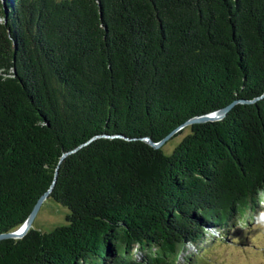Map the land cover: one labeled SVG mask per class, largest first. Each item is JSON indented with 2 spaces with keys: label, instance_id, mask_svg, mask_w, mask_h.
<instances>
[{
  "label": "trees",
  "instance_id": "1",
  "mask_svg": "<svg viewBox=\"0 0 264 264\" xmlns=\"http://www.w3.org/2000/svg\"><path fill=\"white\" fill-rule=\"evenodd\" d=\"M262 93L264 0H0V233L56 171L69 212L0 241V264H194L264 213V95L169 155L143 139Z\"/></svg>",
  "mask_w": 264,
  "mask_h": 264
},
{
  "label": "rangeland",
  "instance_id": "2",
  "mask_svg": "<svg viewBox=\"0 0 264 264\" xmlns=\"http://www.w3.org/2000/svg\"><path fill=\"white\" fill-rule=\"evenodd\" d=\"M190 128H183L175 137L161 145L165 154H170L175 144L188 135ZM264 209V203H261ZM32 229L49 233L56 227L66 224V207L46 199L38 208ZM220 236L205 237L199 245L188 247L186 253H193L194 264H264V213L257 211L252 218L240 224L229 225L219 232ZM137 256V254H134Z\"/></svg>",
  "mask_w": 264,
  "mask_h": 264
},
{
  "label": "water",
  "instance_id": "3",
  "mask_svg": "<svg viewBox=\"0 0 264 264\" xmlns=\"http://www.w3.org/2000/svg\"><path fill=\"white\" fill-rule=\"evenodd\" d=\"M264 95V93H262L260 96H258V98H255L252 101L249 100H232L230 104L217 109V111L212 112V113H206L202 116H198V117H191L189 118V120H187L186 122H184L183 124L179 125L176 127V129L172 130L169 132V134L166 136H164L162 138L161 141L159 142H153L151 138H144V142H146L147 145H151L152 148L154 149H161V145L166 143L169 139H171L174 135L175 132L177 131H181L183 128L185 127H190V125H195V124H203V122H217V120L219 119H223L227 113L231 110L232 106L237 105V104H245V103H254L256 100H258L259 98H261ZM74 151V150H73ZM68 153V152H66ZM61 155L60 161L63 160V158L65 157V154ZM57 171L54 173V179L56 177ZM53 180L51 181V186L50 188L43 194H40V196L38 197L36 203L34 206H32V210L30 212V214L28 215L27 219L23 220V223L21 226H19L17 229L15 230H10L9 232H4V233H0V241L2 240H8V239H12V240H19L22 239V237L24 236V234H26L31 228H32V221L35 219L36 214L38 212V208L41 207L42 203L48 199V195L51 193V189L52 186L54 184Z\"/></svg>",
  "mask_w": 264,
  "mask_h": 264
},
{
  "label": "clouds",
  "instance_id": "4",
  "mask_svg": "<svg viewBox=\"0 0 264 264\" xmlns=\"http://www.w3.org/2000/svg\"><path fill=\"white\" fill-rule=\"evenodd\" d=\"M262 203H264V202H262Z\"/></svg>",
  "mask_w": 264,
  "mask_h": 264
}]
</instances>
